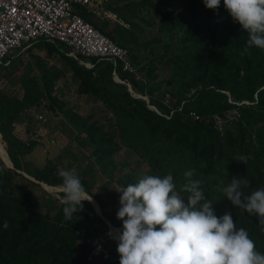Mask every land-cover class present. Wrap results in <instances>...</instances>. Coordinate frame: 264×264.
<instances>
[{
  "label": "trees",
  "instance_id": "1",
  "mask_svg": "<svg viewBox=\"0 0 264 264\" xmlns=\"http://www.w3.org/2000/svg\"><path fill=\"white\" fill-rule=\"evenodd\" d=\"M158 2L174 7L165 8ZM141 6H149L157 15V28L164 36L180 30L178 46L163 63L170 67L166 80H156L153 61L141 64L136 49L128 45V36L136 39L127 27L101 20L86 9L80 13L116 44L128 49L129 60L139 75L119 68L118 75L134 92L148 96V103L130 92L125 83L113 79V66L108 60L87 58L93 63L88 68L68 56L64 44L43 39L31 43L28 50L44 49L48 60L56 59L68 68L77 82L76 92L106 107L105 122L82 115L60 99L55 87L63 77V69L35 53L32 61L36 72L27 71L19 79L20 93L9 96L0 89V143L13 165L5 166L10 163L0 152L5 162L0 158V264L120 261L103 260L92 245L96 241L116 251L118 242L108 235L109 224L122 230L118 228L122 221L116 216L118 208L91 192L85 179L80 178L100 207V214L91 202L83 201V211L65 221L63 203L46 205L37 197L34 187L41 189V182L50 189L63 183L57 163L46 162L35 169L26 166V156L34 147H41L43 140L28 138L27 129L20 123L23 112L43 100L47 110L61 113L79 143L91 150L101 172L120 188L137 183L143 175L171 174L179 195L186 200L189 193L181 191L186 182L184 172L194 170L193 179L201 181L200 187L213 203L215 214L219 217L231 212L236 228L246 229L256 251L264 254V225L257 216L234 207L223 192L233 178L247 180L242 189L246 195L264 187V50L252 47L250 55H240L249 34L233 21L223 0L217 10L206 8L203 0L108 3L129 26L132 23L127 17L137 18ZM164 49L169 53V44ZM231 112L233 115L229 116ZM120 141L147 162L148 170L118 172L114 155L120 149ZM240 156L247 158L246 164L237 159ZM4 221L8 222L7 229ZM111 233L118 235L112 228Z\"/></svg>",
  "mask_w": 264,
  "mask_h": 264
},
{
  "label": "clouds",
  "instance_id": "2",
  "mask_svg": "<svg viewBox=\"0 0 264 264\" xmlns=\"http://www.w3.org/2000/svg\"><path fill=\"white\" fill-rule=\"evenodd\" d=\"M206 8L217 10L221 0H203ZM233 21L249 34L240 55H250L252 47L264 50V0H223ZM247 163L244 156L237 157ZM62 203L64 220L83 211V201L92 202L75 168L62 170ZM194 170L184 172L186 182L181 191L189 193L182 199L173 176L143 175L135 184L118 192L120 207L117 219L122 232L110 238L117 240L119 264H264V254L244 228H236L231 212L217 216L213 203L193 179ZM246 179L233 178L223 188L234 207L257 216L264 225V187L246 195L242 189ZM78 219V217H76ZM4 221L3 227L8 228ZM119 228V227H118ZM99 251V249H98Z\"/></svg>",
  "mask_w": 264,
  "mask_h": 264
},
{
  "label": "rangeland",
  "instance_id": "3",
  "mask_svg": "<svg viewBox=\"0 0 264 264\" xmlns=\"http://www.w3.org/2000/svg\"><path fill=\"white\" fill-rule=\"evenodd\" d=\"M158 3L165 8L174 7L168 2ZM136 15L138 16L134 19L127 17L129 22L132 23L130 26L127 24V28L136 39L133 41L132 37L128 36L130 39L128 45L136 49L141 64H146L149 61L155 63L156 74L158 76L156 80H166L170 74V67L163 65V63L170 57L175 46H178L180 30L175 29L170 36H164L157 28V15L154 14L149 6L139 7ZM166 44H169V53L164 49ZM28 49L29 45H26L24 48L12 52L8 56V59L0 63V89L9 96H16L18 92L20 93L19 79L26 74L27 71H32V73L36 72L33 67L32 54H38L43 58L47 57L44 49H39L37 47H34L32 51ZM46 60L49 64H51V62L53 64L56 63V65L63 69V77H61L55 87V91L58 93L60 99L64 100L68 106L82 115H91L93 118L99 119L100 123H104L105 118L108 117L106 107L103 106L100 101L92 97L79 95L76 92L77 82L73 79L71 71L68 68L61 66V63L56 61V59L48 60L46 58ZM137 74L139 75L138 72ZM164 85H166V83ZM129 89L132 90L134 95L144 98L147 103L149 102L148 96L141 95L136 91L134 92L132 87ZM168 97L169 95L166 94L165 102H168ZM45 106L46 102L43 100L37 106L27 108L23 112L24 119L20 124L24 126V129H27V137L32 139L41 138L43 140L41 141V147L40 145L34 147L29 156H26V166L35 169L51 161V163H57V170L59 172L75 168L78 177L87 181V185L91 192L99 195L104 201L109 203V205H113L119 209L120 193L118 191L121 188L113 180L109 181L107 176L101 172L91 150L79 143L76 138V133L71 129V126L67 124L61 113H53L47 110ZM151 106L155 107L153 105ZM232 115L233 112L229 113V116ZM39 116L42 118L41 121L38 118ZM21 125L16 123L15 126L19 128ZM40 133L45 134H43V137H40ZM56 135L57 138H55ZM120 143V149L114 155L119 173L148 170L147 162L142 159L133 148L128 147L121 141ZM23 173L24 176L29 177L27 173ZM44 184L45 183L41 182V189L34 187L37 192V197L41 202L46 205L55 202L62 203L64 196L61 190L62 184L52 186L53 188L51 189L45 187ZM29 185L31 184L29 183ZM91 203L94 204L97 211L101 212L94 198ZM112 227L113 226L110 225L109 230H111ZM122 230H115V232L119 234Z\"/></svg>",
  "mask_w": 264,
  "mask_h": 264
},
{
  "label": "built area",
  "instance_id": "4",
  "mask_svg": "<svg viewBox=\"0 0 264 264\" xmlns=\"http://www.w3.org/2000/svg\"><path fill=\"white\" fill-rule=\"evenodd\" d=\"M109 1L0 0V63L12 52L43 39L53 44H64L67 47L65 53L88 68L93 67V63L87 58L108 60L113 66V79L130 88V84L118 75V68L137 74L135 66L129 60L128 49L116 44L80 13L82 9H86L101 20L117 22L127 27L118 13L108 7ZM149 107L157 110L151 105ZM38 118L42 120L40 116ZM92 245L96 250L99 249L103 260L112 262L120 259L117 251L113 252L96 241H92Z\"/></svg>",
  "mask_w": 264,
  "mask_h": 264
},
{
  "label": "bare ground",
  "instance_id": "5",
  "mask_svg": "<svg viewBox=\"0 0 264 264\" xmlns=\"http://www.w3.org/2000/svg\"><path fill=\"white\" fill-rule=\"evenodd\" d=\"M0 152H2L3 154H5L6 156H7V160L9 161V163H10V159H8L9 157H8V155H7V152H6V150L2 147V144L0 143ZM112 230H118L119 231V229H117V228H115V227H112ZM114 233V232H113ZM115 235V234H114ZM116 236V235H115Z\"/></svg>",
  "mask_w": 264,
  "mask_h": 264
},
{
  "label": "water",
  "instance_id": "6",
  "mask_svg": "<svg viewBox=\"0 0 264 264\" xmlns=\"http://www.w3.org/2000/svg\"><path fill=\"white\" fill-rule=\"evenodd\" d=\"M131 88V87H130ZM128 89H129V86H128ZM129 91H131V89H129ZM1 158V157H0ZM2 159V158H1ZM9 159V158H8ZM2 161L4 162V160L2 159ZM5 163V162H4ZM5 165L6 166H8V167H13V165H12V162L10 161V165H8V164H6L5 163ZM93 204V203H92ZM93 206H94V204H93ZM94 208L96 209V207L94 206ZM96 211H97V209H96ZM99 214H100V212L99 211H97ZM111 224H109V226H110ZM114 227V226H113ZM110 232H111V230H110Z\"/></svg>",
  "mask_w": 264,
  "mask_h": 264
}]
</instances>
